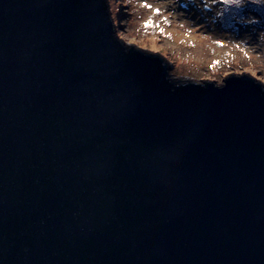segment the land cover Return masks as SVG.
Instances as JSON below:
<instances>
[{
    "label": "water",
    "instance_id": "1",
    "mask_svg": "<svg viewBox=\"0 0 264 264\" xmlns=\"http://www.w3.org/2000/svg\"><path fill=\"white\" fill-rule=\"evenodd\" d=\"M170 70L108 0H0V264H264V86Z\"/></svg>",
    "mask_w": 264,
    "mask_h": 264
},
{
    "label": "rangeland",
    "instance_id": "2",
    "mask_svg": "<svg viewBox=\"0 0 264 264\" xmlns=\"http://www.w3.org/2000/svg\"><path fill=\"white\" fill-rule=\"evenodd\" d=\"M146 2L161 13L145 8V0H108L124 44L160 54L175 79L221 85L229 74L246 73L264 86V0Z\"/></svg>",
    "mask_w": 264,
    "mask_h": 264
},
{
    "label": "snow or ice",
    "instance_id": "3",
    "mask_svg": "<svg viewBox=\"0 0 264 264\" xmlns=\"http://www.w3.org/2000/svg\"><path fill=\"white\" fill-rule=\"evenodd\" d=\"M220 3H223V4H239L240 3V0H219ZM144 7L149 9V10H155V12L157 14H160L161 13V10L159 8H154V5L153 4H150V3H147L146 0H145V3H144ZM205 7H207V5H205ZM165 19L167 20V17H165ZM154 20H149L148 23H147V26L148 27H152L154 25ZM219 43V41H218ZM237 48L240 47L239 44L236 45Z\"/></svg>",
    "mask_w": 264,
    "mask_h": 264
}]
</instances>
